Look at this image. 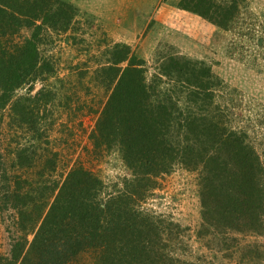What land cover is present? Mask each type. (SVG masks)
Segmentation results:
<instances>
[{
    "label": "rangeland",
    "instance_id": "rangeland-1",
    "mask_svg": "<svg viewBox=\"0 0 264 264\" xmlns=\"http://www.w3.org/2000/svg\"><path fill=\"white\" fill-rule=\"evenodd\" d=\"M66 1L78 8L68 28L42 30L40 62L50 70L15 90L12 97H29L32 109L24 120L36 128L13 118L11 102L5 104L0 89V264L14 262L12 247L18 240L27 237L28 245L34 238V232L18 230L21 212L35 219L44 209V215L73 167L92 171L109 190L130 176L120 147L96 138L111 90L94 72L110 65L107 49L115 43L130 45L147 61L150 72L163 55L205 61L224 81L211 84L218 89L213 104L222 112L210 122L245 131L264 162V0L243 2L229 28L180 8V0ZM32 30L22 28L15 42L24 41ZM18 147L24 148V164L16 158ZM204 176L203 168L177 166L156 178L141 204L158 219L155 229L160 228L166 240L159 241L153 229L148 237L153 250L158 240L167 263L173 264H264V229L239 232L225 226L219 233L205 228V217L211 214L202 199ZM20 187H31L35 200L16 197ZM212 204L216 211L223 209L218 202ZM95 260L96 249L90 247L66 264H95Z\"/></svg>",
    "mask_w": 264,
    "mask_h": 264
},
{
    "label": "trees",
    "instance_id": "trees-1",
    "mask_svg": "<svg viewBox=\"0 0 264 264\" xmlns=\"http://www.w3.org/2000/svg\"><path fill=\"white\" fill-rule=\"evenodd\" d=\"M245 1L180 0L179 6L229 28ZM77 9L66 0H0V89L15 120L29 124L24 116L32 109L29 97L12 100L15 90L50 70L40 62L42 30H66ZM24 27H33L31 35L15 42ZM107 53L110 65L94 72L111 90L96 138L120 147L130 176L109 190L92 171L73 167L44 215V209L35 219L21 212L17 228L34 232V238L28 245L27 237L13 245L12 264H66L90 247L96 249L95 264H173L158 240L153 250L148 237L158 219L141 204L156 178L177 166L205 172L202 199L211 214L205 228L262 232L264 162L245 131L210 122L222 112L213 104L218 89L211 84L224 81L199 59L163 55L150 72L147 61L126 43L111 45ZM29 126L36 128L31 121ZM23 151L18 147L16 153L22 164ZM15 191L16 197L34 198L31 187ZM213 202L223 209L216 211ZM155 230L166 242L163 231Z\"/></svg>",
    "mask_w": 264,
    "mask_h": 264
}]
</instances>
